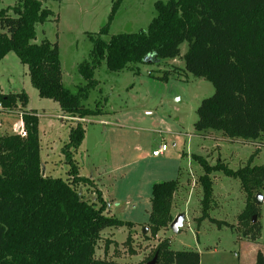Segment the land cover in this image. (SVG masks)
I'll return each instance as SVG.
<instances>
[{"label": "trees", "instance_id": "obj_1", "mask_svg": "<svg viewBox=\"0 0 264 264\" xmlns=\"http://www.w3.org/2000/svg\"><path fill=\"white\" fill-rule=\"evenodd\" d=\"M121 1L115 2L99 35L107 32ZM154 9L156 16L145 32L118 34L108 42L90 37V58L78 65L85 85L76 93L61 82L57 45L47 40L34 42L35 26L51 15L38 0H16L11 8L0 10V61L14 53L27 66L30 83L40 98L56 102L66 115L85 118L96 115L83 101L97 86L94 71L101 61L108 71L119 72L150 58H180L188 74L205 79L214 89L196 110L193 128L197 133L211 130L227 140L247 142L264 137V0H168L156 2ZM184 42L188 48L181 57L179 47ZM167 77L166 72L161 79ZM26 104L25 93L4 94L0 88V113ZM22 120L26 137L0 135V264H122L95 257L104 230L134 224L107 215L100 193L93 199L80 195L77 186L91 184L78 175L70 151H76L83 141L82 126L70 129L63 146L70 169L68 179L62 180L44 176L41 170L36 113L24 111ZM191 158L202 171L198 177L202 214L196 219L197 226L208 220L218 228L232 227L208 214L213 192L210 176L222 172L238 180L246 194L238 222L245 228L243 236L255 242L261 230L255 195L264 189V167L245 165L232 170L219 160L210 165L201 156ZM179 177L152 186L148 223L143 225L149 231L142 236L145 240L167 229L174 219L171 208ZM155 255V264H200L199 253L172 251L167 240L155 247L152 258ZM254 264H264L261 251Z\"/></svg>", "mask_w": 264, "mask_h": 264}, {"label": "rangeland", "instance_id": "obj_2", "mask_svg": "<svg viewBox=\"0 0 264 264\" xmlns=\"http://www.w3.org/2000/svg\"><path fill=\"white\" fill-rule=\"evenodd\" d=\"M38 1L51 15L44 24L35 26L34 42L47 40L57 45L61 82L76 93L85 85L78 74V65L90 58L93 47L90 37L108 42L118 34L145 32L156 16L154 4L168 0H122L102 35L99 32L108 24L117 0ZM15 3L16 0H0V10ZM187 48L186 42L180 45L181 57ZM166 72L168 77L163 81ZM94 80L97 86L89 91L83 106L94 110L96 115L83 118L90 121L83 123L78 121L82 118L63 113L56 102L38 96L30 83L27 66L14 53H8L0 62L2 92H23L27 96L25 108L19 105L0 113L3 123L0 135H10L17 119L11 114L35 112L41 170L44 176L66 180L70 166L62 149L68 142L70 129L81 125L83 141L70 153L78 175L89 179L91 185L79 184L80 195L93 199L97 193L102 195L99 191L102 189L106 196L105 213L134 224L131 228L104 230L95 257L122 264L148 263L155 247L164 240L169 241L172 251L199 253L200 264H247L257 251L264 255V189L260 192L262 201L255 202L261 226L255 242L243 236L245 228L238 222L247 202L246 194L238 180L222 172L210 176L213 192L208 214L232 227L218 228L208 220L198 227L196 219L202 214L203 196L198 177L202 171L191 158L193 154L201 156L210 165L219 160L232 170L245 165L264 167V137L247 142L227 140L220 132L211 130L197 133L193 128L196 110L213 95L214 89L205 79L188 74L180 58H150L119 72L108 71L101 61L94 71ZM63 116L74 120L61 121ZM102 123L106 125L103 127ZM160 144H165L167 151L153 157L152 152ZM178 175L180 185L171 213L173 218L185 215L182 227L177 234L168 227L145 240L142 230L148 223L152 186L175 180Z\"/></svg>", "mask_w": 264, "mask_h": 264}, {"label": "built area", "instance_id": "obj_3", "mask_svg": "<svg viewBox=\"0 0 264 264\" xmlns=\"http://www.w3.org/2000/svg\"><path fill=\"white\" fill-rule=\"evenodd\" d=\"M2 109L1 105H0V110ZM60 120L61 121H65V120H74L73 117H70V116H63V117H60ZM80 122H83V123H90V121L88 120H85V119H80L78 120ZM103 124V127L106 125L105 123H102ZM3 128V123L1 122L0 120V130H2ZM10 134H17L19 135L20 137L24 138L26 137V130H25V124L22 120V114L19 115L18 114V117H17V120L13 123L12 125V129H11V132ZM167 151V146L165 144H160L156 150H154L152 152V156L153 157H160L162 155H164V153Z\"/></svg>", "mask_w": 264, "mask_h": 264}, {"label": "water", "instance_id": "obj_4", "mask_svg": "<svg viewBox=\"0 0 264 264\" xmlns=\"http://www.w3.org/2000/svg\"><path fill=\"white\" fill-rule=\"evenodd\" d=\"M262 201V197L261 194L258 193L255 195V202L257 204H259ZM185 221V215L184 214H178L170 223L169 225V229L174 233L177 234L179 232V229L182 227L183 222ZM252 223H254L256 221V216L253 215L251 218ZM147 233V228H143L142 230V234H146ZM156 263V255L152 258V260L150 262H148L147 264H155Z\"/></svg>", "mask_w": 264, "mask_h": 264}, {"label": "crops", "instance_id": "obj_5", "mask_svg": "<svg viewBox=\"0 0 264 264\" xmlns=\"http://www.w3.org/2000/svg\"><path fill=\"white\" fill-rule=\"evenodd\" d=\"M4 59H5V58H3L1 61H3ZM1 61H0V62H1ZM0 88H1V87H0ZM1 92H2V89H1ZM2 93H3V92H2ZM16 94H17V93H16ZM27 111H28V110H27ZM1 115H2V114H1ZM11 115H12L13 117H14V116H17V117H18V114H11ZM16 120H17V119H16ZM16 120H15V121H16ZM99 191L102 192V195H101V196H102V199H103V200L106 199V198H105L106 196L103 194L104 191H103L102 189H100ZM244 245H245V243H244ZM254 262H255V255H252V256H251V259H249V261H248L247 264H254Z\"/></svg>", "mask_w": 264, "mask_h": 264}]
</instances>
